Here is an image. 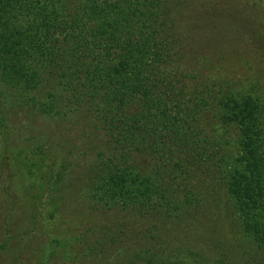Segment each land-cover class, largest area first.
I'll return each mask as SVG.
<instances>
[{"label": "trees", "instance_id": "obj_1", "mask_svg": "<svg viewBox=\"0 0 264 264\" xmlns=\"http://www.w3.org/2000/svg\"><path fill=\"white\" fill-rule=\"evenodd\" d=\"M187 2L0 0V81L11 90L10 106L57 120L89 152L78 185L89 188L87 217L104 220L87 222L86 244L83 233L75 236L82 263L152 264L145 250L124 256L120 214L127 221L159 214L151 231L167 233L176 222L190 225L214 195L237 226L245 264H264V98L206 79L192 83L177 30ZM213 11L205 16L224 12ZM203 109L220 129L237 127L235 155L201 124ZM9 120L3 104L0 134L17 169L8 144L18 130Z\"/></svg>", "mask_w": 264, "mask_h": 264}, {"label": "rangeland", "instance_id": "obj_2", "mask_svg": "<svg viewBox=\"0 0 264 264\" xmlns=\"http://www.w3.org/2000/svg\"><path fill=\"white\" fill-rule=\"evenodd\" d=\"M257 2L188 0L183 6L177 16V30L183 35L184 60L192 83L206 79L210 84L220 83L264 98V0ZM215 6L223 8L219 14L226 18L205 16ZM9 92L0 81V107L5 104L9 124L18 130L8 148L11 156H18L21 170L16 172L18 168L8 159L0 134V245L5 246L0 249V264H91L88 260L80 262L75 252L82 248V241L86 244L87 222L99 224L104 220L100 214L87 217L89 188L78 185L90 158L83 149L85 141L72 131L64 132L57 120L37 111L27 118L31 109L23 113L12 108ZM44 93L39 95L43 99ZM203 110L201 124L206 131L222 135L228 144L224 147L237 153V127L228 133L220 129L213 111ZM26 161L29 165L24 167ZM140 163L145 169L149 167L146 160ZM203 199L204 207L190 225L176 222L172 226L176 229L167 233L151 231L152 219L161 221L158 213L155 216L147 211L145 217L133 220L123 211L122 217L129 221L121 219L119 213L117 226L124 233L118 241L124 256L128 251L134 255L145 250L152 264H245L236 248L240 242L237 226L231 223L223 202L215 201L218 197L214 195ZM105 218V225L113 221L111 214ZM126 222L130 223L124 225ZM80 233L82 241H74ZM8 237L12 240L6 242Z\"/></svg>", "mask_w": 264, "mask_h": 264}]
</instances>
